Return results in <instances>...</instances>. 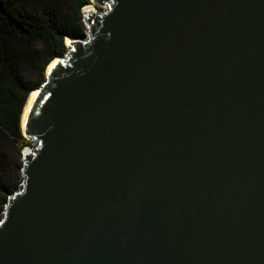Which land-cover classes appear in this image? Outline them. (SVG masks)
Instances as JSON below:
<instances>
[{"label":"water","instance_id":"water-1","mask_svg":"<svg viewBox=\"0 0 264 264\" xmlns=\"http://www.w3.org/2000/svg\"><path fill=\"white\" fill-rule=\"evenodd\" d=\"M92 2L34 89L0 264H264V0Z\"/></svg>","mask_w":264,"mask_h":264},{"label":"trees","instance_id":"trees-1","mask_svg":"<svg viewBox=\"0 0 264 264\" xmlns=\"http://www.w3.org/2000/svg\"><path fill=\"white\" fill-rule=\"evenodd\" d=\"M90 0H0V219L21 181L26 138L22 115L46 69L67 52L66 38L86 35ZM11 150L20 159L11 157Z\"/></svg>","mask_w":264,"mask_h":264},{"label":"bare ground","instance_id":"bare-ground-1","mask_svg":"<svg viewBox=\"0 0 264 264\" xmlns=\"http://www.w3.org/2000/svg\"><path fill=\"white\" fill-rule=\"evenodd\" d=\"M94 7L93 4H88V5H85L83 7V10H86V9H90ZM56 60H53L47 67V70H46V73H48V71L51 69V67L53 66V64L55 63ZM38 94V90H34L31 92L30 96H29V99H28V102L25 106V109H24V112H23V115H22V123H21V126H22V130L25 134V124H26V120H27V116H28V113H29V110H30V107L35 99V97L37 96Z\"/></svg>","mask_w":264,"mask_h":264},{"label":"rangeland","instance_id":"rangeland-1","mask_svg":"<svg viewBox=\"0 0 264 264\" xmlns=\"http://www.w3.org/2000/svg\"><path fill=\"white\" fill-rule=\"evenodd\" d=\"M90 3L93 4L92 0H90ZM94 6H96V7L99 8V9H102V8H103V7H102L101 5H99V4H94ZM66 40H67V39H66ZM46 70H47V69H46ZM45 73H46V72H45ZM22 131H23V130H22ZM23 135H24V132H23ZM24 137L26 138V141H25V143L22 144V145H24L22 151H23L25 148H28V147H30L31 145H33V141L31 140V138H28V137H26L25 135H24ZM10 152H11V157H12L13 159H16V157H17V159H20V158H21V155H17L16 152H15L14 150H11Z\"/></svg>","mask_w":264,"mask_h":264}]
</instances>
